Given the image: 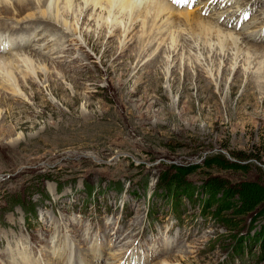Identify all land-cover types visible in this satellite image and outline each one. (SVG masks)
<instances>
[{
    "label": "rangeland",
    "instance_id": "374dc122",
    "mask_svg": "<svg viewBox=\"0 0 264 264\" xmlns=\"http://www.w3.org/2000/svg\"><path fill=\"white\" fill-rule=\"evenodd\" d=\"M244 2L228 28L264 45V0L230 9ZM0 8L7 33L30 12L14 0ZM88 23L98 51L72 34L59 63L35 52L36 69L13 75L24 92L0 85V264H24L22 253L32 264H264V208L227 210L202 186L210 177L264 183V80L194 37L174 56L165 47L141 58L134 38L121 76ZM34 38L35 47L55 42ZM171 164L190 169L171 188L175 210Z\"/></svg>",
    "mask_w": 264,
    "mask_h": 264
},
{
    "label": "bare ground",
    "instance_id": "6f19581e",
    "mask_svg": "<svg viewBox=\"0 0 264 264\" xmlns=\"http://www.w3.org/2000/svg\"><path fill=\"white\" fill-rule=\"evenodd\" d=\"M7 1L0 0V4ZM177 1L179 2V0ZM226 2L228 1L226 0ZM220 3H217L218 7H221L219 6ZM14 4L22 7L26 5L30 11L24 17L15 19L17 24H20L18 27L16 26L19 30H22V32L25 30L26 33L29 31L31 33L35 32V35H31L30 32V34H26L31 38L36 35L42 36L46 32V36H52L55 41L51 46L40 47V45H37L35 47V45L31 46L30 43L36 38H30L31 40H27L26 44L21 43L24 34L17 37L20 40L19 43L17 42V48H11V52L8 48L5 51H0V85H6L16 95L20 94L21 91L24 92V86L15 82L13 75L16 73L22 74L26 71L33 72L36 69L34 57H39L40 54L47 56L48 60L54 63H59V59H62V52H66L64 50L66 44L74 41L72 34L79 33L80 37L92 47L93 51H98L96 41L93 42L91 34L83 29V25H86L89 21L88 26L92 25L93 22L96 27L97 40L102 38L104 40L105 47L101 53V59L107 64L109 72L114 70L117 73L119 72L121 76L125 74V68H122L119 61L125 56L129 58L132 54H127L126 50L130 47V43L134 38L141 50H139L141 54L138 53L137 57L141 58L142 54L150 56L165 47L169 49V55L167 56L170 57L171 54L174 56L178 53V50H184L181 47V41L185 37H194L196 41H200L202 45L209 47L210 50L224 53V57L226 54H231L234 64L238 63L240 59H245L248 69L257 74L256 79L264 80V45L247 41L240 35L241 32H235L234 29L232 30L218 22L216 16L213 15L214 13L204 15L199 10L193 12L180 7L172 0H14ZM38 14L39 17L36 16ZM178 14H180L179 17H177ZM81 19L82 26L79 27L77 24H79L78 20ZM4 25V23L3 25L0 24V29L6 30ZM16 27H11L10 32L13 33L12 31L17 29ZM253 31L249 35L254 38L256 35H253ZM18 33L20 32H16V34ZM118 33L120 35L116 39ZM105 34H108V37L105 38ZM28 36L26 37L28 38ZM62 38L66 40L63 41ZM3 39L0 40L1 47H7L9 44L14 43L9 38L7 40L6 38ZM51 41L53 42V40ZM120 44H122V47L119 51ZM26 46L31 48L22 49ZM80 48L82 49V46ZM70 49L68 47L67 51H70ZM35 52H38L39 55ZM106 56L111 59L104 60ZM44 61L46 62L47 59H44ZM172 62H174V58ZM111 65H115L114 69H111ZM88 66L86 62H78L77 64V68L79 67L78 69L81 71L88 69ZM236 72L238 73V71ZM2 78L5 80H2ZM234 89L235 85L233 84L231 90ZM29 257L28 254H21L24 264H32ZM69 257L71 258L70 255ZM11 263L15 264L14 262Z\"/></svg>",
    "mask_w": 264,
    "mask_h": 264
},
{
    "label": "trees",
    "instance_id": "16d2710c",
    "mask_svg": "<svg viewBox=\"0 0 264 264\" xmlns=\"http://www.w3.org/2000/svg\"><path fill=\"white\" fill-rule=\"evenodd\" d=\"M215 157L217 156H214V158ZM215 160L218 161V158L214 159L213 163L216 162ZM221 162H225L226 164H224L227 168L241 169L245 167V165H239L229 161L222 160ZM169 167L171 170H173V173L166 176V185L170 186L169 194L166 199H169L170 204L172 205L171 208L175 210L179 201L174 197V194H171V188L175 185H178L179 182H182L183 177L189 172L190 169H187L186 166L178 164H171ZM180 184L182 185L183 183ZM181 185H179L180 188L190 187L188 190L192 192L194 191V187L192 185ZM202 186L206 190L205 198L208 196L211 198V200H213V198H217L216 201L218 200L221 201L222 204H225V208H227V210H237L240 214L246 215L254 211L256 207L264 208V183L250 179L229 183L226 180H222L217 177H210L205 180ZM233 196H236V199H234ZM223 197L225 198L223 199ZM241 249L242 247L239 250Z\"/></svg>",
    "mask_w": 264,
    "mask_h": 264
}]
</instances>
